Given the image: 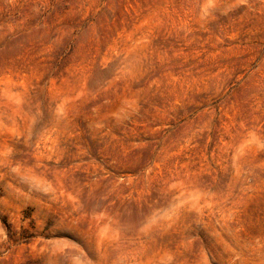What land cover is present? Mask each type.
<instances>
[{"label":"rangeland","instance_id":"1","mask_svg":"<svg viewBox=\"0 0 264 264\" xmlns=\"http://www.w3.org/2000/svg\"><path fill=\"white\" fill-rule=\"evenodd\" d=\"M0 264H264V0H0Z\"/></svg>","mask_w":264,"mask_h":264}]
</instances>
